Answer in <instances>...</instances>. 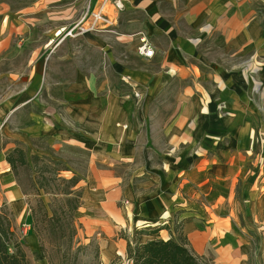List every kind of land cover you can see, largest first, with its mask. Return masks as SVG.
<instances>
[{
	"label": "crops",
	"instance_id": "obj_1",
	"mask_svg": "<svg viewBox=\"0 0 264 264\" xmlns=\"http://www.w3.org/2000/svg\"><path fill=\"white\" fill-rule=\"evenodd\" d=\"M122 1L125 12L111 9L114 34L84 37L104 51L123 84L91 75L65 98L69 117L86 129L77 138L91 152L79 208L86 230L116 235L125 226L156 225L160 236L146 241L176 238L179 206L190 247L203 257L212 250L211 264H264V18L253 0ZM143 36L151 58L137 52ZM209 46L233 61L216 71ZM131 54L141 63L129 61ZM246 56L255 60L247 70ZM141 153L140 176L148 178L139 187L154 189L126 194L113 167ZM206 210L216 218L201 226L197 217ZM126 242L116 245L124 250Z\"/></svg>",
	"mask_w": 264,
	"mask_h": 264
},
{
	"label": "rangeland",
	"instance_id": "obj_2",
	"mask_svg": "<svg viewBox=\"0 0 264 264\" xmlns=\"http://www.w3.org/2000/svg\"><path fill=\"white\" fill-rule=\"evenodd\" d=\"M96 1L93 8L92 0H0V210L11 219L15 239L29 264H131L126 248L116 245L118 238L128 244L144 242L148 237L142 225V229L125 226L116 235L86 230V219L79 211L85 187L90 185L82 180L89 173L91 152L77 138L86 134V129L79 120L69 117L65 98L75 94V83L91 75L106 77L117 86L123 84L120 75L105 64L104 51L92 48L85 33L76 34L80 30L75 24L85 14L81 26L91 25L92 13L101 4V0ZM253 2L263 19L264 0ZM112 27L106 31L114 34ZM209 47L216 71L218 65L233 61V57H224ZM251 57H242L243 69H251L249 64L255 61ZM127 58L141 63L136 54ZM16 148L25 153L27 163H20ZM9 154L16 161V169L6 159ZM150 154L157 160L154 151ZM143 158L141 153L132 164L113 167L122 178L126 194L140 195L154 189L139 187L148 178L140 176ZM77 179L80 181L74 185ZM187 190L181 187L180 197L188 199ZM198 201L208 205L212 200ZM178 207L174 208L172 224L176 238L185 237L182 222H177L181 213ZM206 211L197 217L201 226L211 225L216 218ZM163 236H167L165 232ZM10 251L15 249L11 247ZM208 251L205 264H211L214 256L212 250Z\"/></svg>",
	"mask_w": 264,
	"mask_h": 264
},
{
	"label": "trees",
	"instance_id": "obj_3",
	"mask_svg": "<svg viewBox=\"0 0 264 264\" xmlns=\"http://www.w3.org/2000/svg\"><path fill=\"white\" fill-rule=\"evenodd\" d=\"M14 152L19 154L20 163H27L22 150L16 148ZM6 159L11 167L16 169L14 157L9 154ZM79 181L80 179L75 180L74 185ZM159 230L160 228L142 231L153 234ZM15 238L11 219L0 210V264H29L25 252ZM11 247L15 249L14 252L10 251ZM126 253L131 264H205L204 257L194 252L184 236L178 238L171 236L167 240L155 238L144 242L137 240L134 243L128 242Z\"/></svg>",
	"mask_w": 264,
	"mask_h": 264
},
{
	"label": "built area",
	"instance_id": "obj_4",
	"mask_svg": "<svg viewBox=\"0 0 264 264\" xmlns=\"http://www.w3.org/2000/svg\"><path fill=\"white\" fill-rule=\"evenodd\" d=\"M123 8L124 3L122 0H101L99 9L92 13V21L89 27L81 26L87 14H85L78 22H76L75 27H78L80 30L77 31L76 34H84L90 30L111 31L108 29V26L114 24V18L111 14V9L115 10V12H120L123 10ZM108 10H110V12H108ZM69 35H71V32H69ZM138 52L140 55L146 58H151L154 55V48L145 36H143L140 40Z\"/></svg>",
	"mask_w": 264,
	"mask_h": 264
}]
</instances>
